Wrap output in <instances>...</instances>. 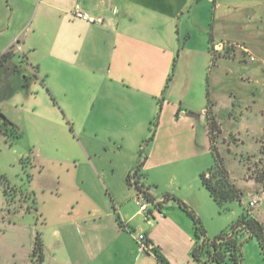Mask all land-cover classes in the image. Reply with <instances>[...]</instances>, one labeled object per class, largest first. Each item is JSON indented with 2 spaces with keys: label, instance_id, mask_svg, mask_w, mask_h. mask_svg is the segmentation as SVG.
<instances>
[{
  "label": "crops",
  "instance_id": "1",
  "mask_svg": "<svg viewBox=\"0 0 264 264\" xmlns=\"http://www.w3.org/2000/svg\"><path fill=\"white\" fill-rule=\"evenodd\" d=\"M191 1L0 0V62L17 58L35 75L25 76L31 83L24 85L25 93H18L19 102L4 92L0 98L32 111L51 129L70 128L79 152V163L74 161L72 168L60 173L57 190L63 191L57 198L51 195V209L29 208L51 227L53 264H162L154 251H140L136 233L146 234L168 264H203L192 257L196 243L190 224L182 214L164 210L166 205L156 200L152 182L145 177L153 157L165 159L166 137L170 143L176 141L172 133H164L169 109L179 116L170 121L172 127L193 110L185 103L189 97L185 86L182 92L175 91L173 62H193L198 53L209 62L214 56L210 47L220 53L229 46L223 30L230 22L218 12L221 3L208 0L214 3V13L202 12L200 18L195 9L193 18L192 12L187 15ZM76 7L101 16L103 23L76 18ZM195 33L201 35L200 45L190 44ZM34 78L42 84L33 92ZM206 96L210 100L209 91ZM202 110L207 113L206 107ZM5 112L9 116V110ZM7 116L0 117L5 136H21L20 121ZM206 123L209 131V120ZM143 152L147 154L141 183L155 199L149 208L156 224L139 213L142 195L128 180ZM51 160L54 165L60 162ZM29 164L37 166L34 160ZM33 175L25 194L37 204ZM153 184L160 185L157 180ZM170 192L177 194L175 189ZM179 196L193 205L185 195ZM21 208L23 200L1 209L0 264H34L33 227L17 218ZM42 243L47 246L45 237Z\"/></svg>",
  "mask_w": 264,
  "mask_h": 264
},
{
  "label": "rangeland",
  "instance_id": "2",
  "mask_svg": "<svg viewBox=\"0 0 264 264\" xmlns=\"http://www.w3.org/2000/svg\"><path fill=\"white\" fill-rule=\"evenodd\" d=\"M193 1L187 15L192 12L194 18L195 9L200 10V18L202 12L214 13V3L208 0L198 3L196 0L192 4ZM217 1L221 3L218 12L224 13L230 22L223 30L227 33L224 43L229 46L220 53H215L210 47V54L214 56H210L209 62H204L200 53L193 62H173L171 74L178 82L175 91L182 92L181 88L185 86L189 94L185 103L193 110L187 118L177 119L172 127L170 121L179 116H173L172 107L169 109L164 133H172L176 141L170 143V137H166L168 150L165 159L159 162L153 157L145 176L152 182L150 189L156 194V200L166 205L164 210L170 215L180 213L186 218L195 243H200L201 238L196 237L193 219L173 197L168 200V194L178 198L183 194L190 199L194 206L180 198L200 217L211 240L222 233L232 234L233 226L244 215L253 216L264 225V0ZM201 41V35L195 33L190 44L200 45ZM237 43L247 47L250 53L244 52ZM251 56L255 60H251ZM1 63L0 93H7L10 100L18 101V93H25L24 85L31 83L26 82L25 76L33 78L34 70H28V66L17 62V58ZM34 80L33 92L42 84L40 79ZM208 91L210 100L206 96ZM23 98L26 107H31ZM203 107L207 108V113L202 110ZM6 109L9 116L5 114ZM19 110L21 107L17 109L15 105H7L3 96L0 98V117L18 119L22 133L18 137L11 133L5 136L0 123V176L6 177L11 186L7 190L0 180V214L7 204L15 205L23 200V209L18 212L17 218L32 225L31 246L34 247L37 235L41 240L45 237L47 246L43 245L44 261L41 264H53L51 227H45L44 222L38 221L36 211L29 208L33 206L36 209L37 205L51 209V195L57 198L56 195L63 191V187L57 190L59 177H62L60 173L68 166L72 168L74 161L79 163V152L72 141L74 132L70 128L58 126L51 129L50 123L42 124L32 111L25 108ZM209 119L214 122L210 135L206 123ZM153 129L154 124L149 130V138ZM213 153L220 160L221 167L212 172L218 178L234 183L238 192H242L241 199H227L218 204L203 186L201 174L214 164ZM146 154L143 152L139 161ZM51 159L60 162L54 165ZM33 160L36 168L29 164ZM39 169L42 174H38ZM32 174L38 191L37 204L28 197L29 194H25L30 188ZM155 180L160 185L153 184ZM214 180L218 181L217 178ZM172 189L177 194L171 193ZM254 195L261 196L262 200L258 207L251 209L248 202ZM156 222L154 220L153 224ZM235 236L243 255V264H264V253L256 236L246 230L238 231ZM33 263L37 264L35 260Z\"/></svg>",
  "mask_w": 264,
  "mask_h": 264
},
{
  "label": "trees",
  "instance_id": "3",
  "mask_svg": "<svg viewBox=\"0 0 264 264\" xmlns=\"http://www.w3.org/2000/svg\"><path fill=\"white\" fill-rule=\"evenodd\" d=\"M3 56H6L3 55ZM1 63V62H0ZM2 64V63H1ZM0 64V65H1ZM171 78H169L170 80ZM168 86V85H167ZM160 113L156 117L154 125L156 127ZM209 134L213 129V121L209 119ZM8 121L6 120L5 123ZM155 129H153V134L149 140L154 136ZM212 149V147H211ZM213 152V149H212ZM215 162L205 173L201 174L203 186L209 191L211 197L218 203L221 204L227 199H241V193L238 192L237 186L234 183L229 182L228 180H222L218 178L212 170H219L221 167V162L215 154L213 153ZM146 156L142 161H140L132 174H129V182L134 185L137 191L149 202H154L155 199L153 195L149 192L148 187L141 183L142 174L141 169L145 165ZM222 177V176H220ZM214 178H217L218 181H215ZM227 179V178H226ZM0 180L4 182L7 190L11 189V186L6 177L0 176ZM263 188H264V181ZM173 197L179 205L189 214L193 219L195 224L196 237L201 238V242H197L195 247L192 250V257L203 264H223V263H232V264H243V255L240 251V245L235 236L236 233L240 230H246L250 235L256 236L260 242L262 251L264 253V225L260 223L253 216H242L238 219L237 223L233 226L232 234L222 233L215 237L213 240L209 239L206 235V230L202 224L200 217L191 209L182 199L168 194L167 199ZM158 205V204H157ZM162 264H168L165 259L157 252V249L153 250ZM32 256L37 264H41L44 261L43 256V243L39 235H37Z\"/></svg>",
  "mask_w": 264,
  "mask_h": 264
},
{
  "label": "built area",
  "instance_id": "4",
  "mask_svg": "<svg viewBox=\"0 0 264 264\" xmlns=\"http://www.w3.org/2000/svg\"><path fill=\"white\" fill-rule=\"evenodd\" d=\"M73 15L76 18L81 19L90 24H95V23L101 24L104 21L101 16H94L88 12H84L79 7H76L73 10ZM242 49L247 54L250 53V50L247 47H242ZM250 58L251 60H255L254 56H251ZM261 200H262L261 196L254 195L253 197H251L250 201L248 202V205L251 209H254L260 205ZM138 204H139V213L144 215L146 222H148L149 224H153L155 217L153 211L149 208L150 202L144 199L142 196H140V198L138 199ZM136 239L141 252H152L154 250L155 246L146 234L136 233Z\"/></svg>",
  "mask_w": 264,
  "mask_h": 264
}]
</instances>
